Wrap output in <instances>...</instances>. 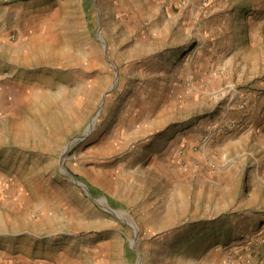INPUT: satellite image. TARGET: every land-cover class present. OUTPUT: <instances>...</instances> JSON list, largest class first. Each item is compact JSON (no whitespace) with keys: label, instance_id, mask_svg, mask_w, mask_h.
<instances>
[{"label":"rangeland","instance_id":"1","mask_svg":"<svg viewBox=\"0 0 264 264\" xmlns=\"http://www.w3.org/2000/svg\"><path fill=\"white\" fill-rule=\"evenodd\" d=\"M128 2L0 1L19 7L21 46L1 64L16 79L0 91L9 239L41 264H264V0L221 1L213 39L248 67L203 78L194 102L164 99L162 53L123 47Z\"/></svg>","mask_w":264,"mask_h":264},{"label":"crops","instance_id":"2","mask_svg":"<svg viewBox=\"0 0 264 264\" xmlns=\"http://www.w3.org/2000/svg\"><path fill=\"white\" fill-rule=\"evenodd\" d=\"M182 1L129 0L126 10L128 18L123 17L120 23L121 30L125 32L123 33L125 49L140 53V49L146 47L151 49L150 52L154 56L158 53L163 54L164 62L157 73L161 76L164 86L167 85V93L163 92L164 99L194 102L201 99L202 92L198 84L203 78L209 79L212 83L219 68L226 69L230 74L232 70L236 69V72H240L248 66L245 61L241 62L239 58H235L236 54L244 51L242 47L230 49L220 55L216 41L213 39L211 27L226 19L222 0H209L210 7L201 16L195 15L198 6L195 4L200 3L201 0H186L192 6L184 5ZM18 11L17 4L14 8L0 4V91L3 88H13L16 84L15 78H9L13 74L12 67L5 70L1 64L6 60L18 62L16 55L21 46H14L9 41L11 22L7 19L9 14L17 16ZM195 38H197L196 42ZM5 54H8L7 59ZM12 66L16 68V65ZM151 75L155 73L152 72ZM205 94L212 93L207 91ZM177 136L175 141L178 143L174 142L170 145V151L173 152L170 157L174 162L179 163L182 157L180 151L184 144L179 145L180 134ZM1 192L0 264H41L39 251L36 253L33 247L27 248L26 241L22 239L15 237L9 239L10 207L8 200L4 199L5 193L1 194Z\"/></svg>","mask_w":264,"mask_h":264},{"label":"built area","instance_id":"3","mask_svg":"<svg viewBox=\"0 0 264 264\" xmlns=\"http://www.w3.org/2000/svg\"><path fill=\"white\" fill-rule=\"evenodd\" d=\"M235 124V121L230 118L226 119L224 123H220L218 122L217 125H216V128H219V129H224L225 131H227L229 128H231L232 126H234ZM233 263V262H232Z\"/></svg>","mask_w":264,"mask_h":264}]
</instances>
